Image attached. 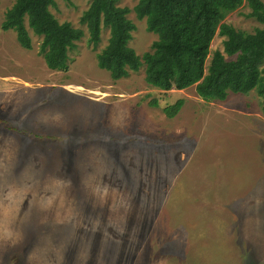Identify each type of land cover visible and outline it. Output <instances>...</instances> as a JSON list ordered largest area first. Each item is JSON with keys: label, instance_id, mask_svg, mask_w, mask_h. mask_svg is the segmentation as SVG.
Segmentation results:
<instances>
[{"label": "rangeland", "instance_id": "1", "mask_svg": "<svg viewBox=\"0 0 264 264\" xmlns=\"http://www.w3.org/2000/svg\"><path fill=\"white\" fill-rule=\"evenodd\" d=\"M15 1L0 0V264H264L258 93L164 91L143 66L114 80L96 57L109 29L94 48L80 22L91 0L51 7L85 30L68 69H51L41 36L30 28L28 49L2 28ZM138 1L118 5L131 9L130 45L143 55L158 35ZM250 12L244 3L224 21L253 32L263 24ZM224 40L216 35L206 67Z\"/></svg>", "mask_w": 264, "mask_h": 264}, {"label": "trees", "instance_id": "2", "mask_svg": "<svg viewBox=\"0 0 264 264\" xmlns=\"http://www.w3.org/2000/svg\"><path fill=\"white\" fill-rule=\"evenodd\" d=\"M244 3L263 27L249 32L224 21ZM55 5L56 0H16L6 11L2 28L15 29L20 44L28 49L33 46L31 28L42 37L41 54L47 65L66 70L70 52L78 48L85 30L59 21L51 10ZM134 10L138 18H146L148 30L158 35L152 51L143 55L130 45L136 29L128 17L131 9L118 5V0H91L80 18L94 48L101 42L103 27L109 29L108 43L96 57L114 80L143 66L149 85L164 91L196 85L197 94L207 101L255 90L262 98L264 115V0H139ZM217 34L225 37L223 50L214 51L206 67ZM150 104L159 106L155 98ZM183 105L184 99L179 98L163 109L173 118Z\"/></svg>", "mask_w": 264, "mask_h": 264}]
</instances>
